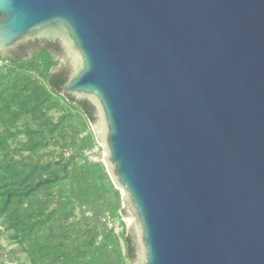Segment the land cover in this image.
I'll return each mask as SVG.
<instances>
[{"label":"water","instance_id":"1","mask_svg":"<svg viewBox=\"0 0 264 264\" xmlns=\"http://www.w3.org/2000/svg\"><path fill=\"white\" fill-rule=\"evenodd\" d=\"M35 40L95 109L135 264H264V0H0V57Z\"/></svg>","mask_w":264,"mask_h":264},{"label":"trees","instance_id":"2","mask_svg":"<svg viewBox=\"0 0 264 264\" xmlns=\"http://www.w3.org/2000/svg\"><path fill=\"white\" fill-rule=\"evenodd\" d=\"M27 44V60L0 57V230L24 254L19 264H135L120 192L86 155L100 151L95 109L59 90L70 58L56 41Z\"/></svg>","mask_w":264,"mask_h":264},{"label":"rangeland","instance_id":"3","mask_svg":"<svg viewBox=\"0 0 264 264\" xmlns=\"http://www.w3.org/2000/svg\"><path fill=\"white\" fill-rule=\"evenodd\" d=\"M33 55L34 54L30 55L24 60H27ZM55 58L56 60H59V58ZM98 146L100 147V151H98V149L96 148L97 150L94 152L93 156L96 158L97 161H102L104 156L103 149L100 144ZM24 261V254H22L20 252V249L10 241L9 234L0 230V262L3 264H19Z\"/></svg>","mask_w":264,"mask_h":264},{"label":"built area","instance_id":"4","mask_svg":"<svg viewBox=\"0 0 264 264\" xmlns=\"http://www.w3.org/2000/svg\"><path fill=\"white\" fill-rule=\"evenodd\" d=\"M6 61L3 59V58H0V69L3 68L5 65H6ZM97 149H93L89 152L86 153V155L88 156V158L91 160V161H94V162H98L96 160V158L93 156L94 155V152L96 151ZM115 227V230L117 232L118 230V227H117V223L116 222H110V227ZM124 264H131L127 259H124Z\"/></svg>","mask_w":264,"mask_h":264},{"label":"flooded vegetation","instance_id":"5","mask_svg":"<svg viewBox=\"0 0 264 264\" xmlns=\"http://www.w3.org/2000/svg\"><path fill=\"white\" fill-rule=\"evenodd\" d=\"M28 42V41H27ZM27 42L26 43H24L25 45H24V47L22 48V47H20V46H17L13 51H12V53L10 54V56H12V58H16V59H18V58H21V57H23V56H26L27 54H29V51L30 50H32L31 48L30 49H28V44H27ZM33 42V41H32ZM54 42V41H53ZM57 42V41H56ZM28 49V50H27ZM32 52V51H31Z\"/></svg>","mask_w":264,"mask_h":264}]
</instances>
